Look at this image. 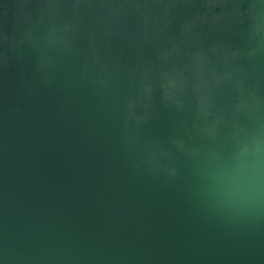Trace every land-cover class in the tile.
<instances>
[{
    "label": "water",
    "instance_id": "95a60500",
    "mask_svg": "<svg viewBox=\"0 0 264 264\" xmlns=\"http://www.w3.org/2000/svg\"><path fill=\"white\" fill-rule=\"evenodd\" d=\"M0 264H264V0H0Z\"/></svg>",
    "mask_w": 264,
    "mask_h": 264
}]
</instances>
